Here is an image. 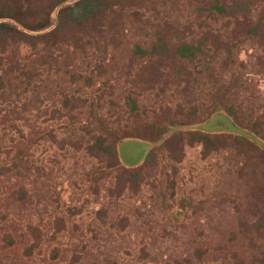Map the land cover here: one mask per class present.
Returning <instances> with one entry per match:
<instances>
[{
  "label": "rangeland",
  "instance_id": "1",
  "mask_svg": "<svg viewBox=\"0 0 264 264\" xmlns=\"http://www.w3.org/2000/svg\"><path fill=\"white\" fill-rule=\"evenodd\" d=\"M98 2L0 35V264H264V0Z\"/></svg>",
  "mask_w": 264,
  "mask_h": 264
},
{
  "label": "trees",
  "instance_id": "2",
  "mask_svg": "<svg viewBox=\"0 0 264 264\" xmlns=\"http://www.w3.org/2000/svg\"><path fill=\"white\" fill-rule=\"evenodd\" d=\"M46 1L48 7L42 9L40 3ZM22 2H30L33 4L21 11ZM70 0H0V35L7 33L10 36H18L20 38H32L38 36H50L54 32V29H50V24L46 23L51 10L60 9L58 15H67L70 22L81 24L86 18L96 14L100 10L101 6L98 0H76L72 6L68 3ZM28 15L39 20L33 24L28 23ZM25 16V17H24ZM38 32L40 35L33 34ZM0 42L1 39H0ZM112 142L119 140V137H112ZM105 140L100 139L98 145L101 144L103 150H109L111 146H103ZM120 141L118 142V144ZM117 144V145H118ZM147 155L143 158H146Z\"/></svg>",
  "mask_w": 264,
  "mask_h": 264
}]
</instances>
